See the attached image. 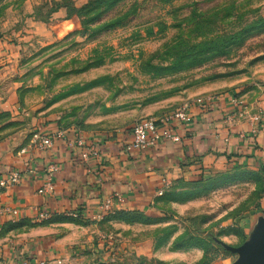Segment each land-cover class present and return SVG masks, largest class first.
<instances>
[{"label":"rangeland","instance_id":"rangeland-1","mask_svg":"<svg viewBox=\"0 0 264 264\" xmlns=\"http://www.w3.org/2000/svg\"><path fill=\"white\" fill-rule=\"evenodd\" d=\"M89 1L0 0V39L10 41L0 144L23 137L21 151L40 122L118 139L198 98L236 97L238 117L244 99L264 103V0H120L83 17L52 10ZM221 166L167 181L152 211L114 219L111 239L86 234L89 251L101 241L107 264H233L238 255L222 243L250 240L264 165ZM80 257L93 264L95 255Z\"/></svg>","mask_w":264,"mask_h":264},{"label":"crops","instance_id":"crops-1","mask_svg":"<svg viewBox=\"0 0 264 264\" xmlns=\"http://www.w3.org/2000/svg\"><path fill=\"white\" fill-rule=\"evenodd\" d=\"M33 24L37 26L39 22ZM8 42L9 39H0V65L8 58ZM244 108V117L231 120H226V114L232 109L226 97H220L209 112L194 108V123L179 124L175 129L180 141H163L145 151L127 150L132 140L131 129L118 139H109L110 136L94 131L63 128L55 121H39L36 129L43 134L63 131L72 139L74 131L79 130L90 141L98 143L100 157L88 165L81 159L82 149L71 148L63 139H57L47 152H34L30 168L37 171L26 173L20 185L0 194V256L11 264H22L25 260L85 264L80 257L85 252L95 255L93 264L97 260L106 262L100 253L104 244L100 241L89 251L93 245L84 239L87 235V238L111 239L118 224L111 219V214L152 211L159 190L169 180L194 179L203 171L223 168L222 164L225 168L264 165V103L244 99ZM22 138L0 144V174L27 169L25 162L29 156L20 155L15 145L16 139L20 143ZM27 138L25 144L31 141ZM48 161L61 167L54 194L49 197L40 192ZM111 196L114 198L112 211L103 212L106 219L96 222L94 216L100 205ZM14 209L19 212L17 215L10 213ZM42 212L48 213V217H40ZM70 212L78 213L81 218L69 216ZM21 222L23 226L9 228L10 224Z\"/></svg>","mask_w":264,"mask_h":264},{"label":"built area","instance_id":"built-area-1","mask_svg":"<svg viewBox=\"0 0 264 264\" xmlns=\"http://www.w3.org/2000/svg\"><path fill=\"white\" fill-rule=\"evenodd\" d=\"M217 101H219V99H215L213 97L198 98L193 102L185 103L182 108L170 115H165L159 118L141 119L131 128L132 140L127 144V150L145 151L156 147L158 143L163 141H180V135L175 131L177 125H191L195 121V116L192 114V109L198 107L206 113L215 106ZM229 101L230 107L232 109L226 114V120H231L242 115L241 112L237 110L240 104L237 98L232 97ZM57 139H63L71 148H81V159L88 165L92 159H98L100 157V148L98 143L90 141L88 138L82 135L79 130L74 131V136L72 139H69L68 134L63 131H56L53 134H43L36 132L33 136L31 145L22 148L20 151V155L29 156L25 162L27 169L24 171L13 170L11 172L0 174V194L7 189L20 185L26 173H33V171H37L36 169L33 170L30 168L32 162L34 161V152H47L54 146ZM60 170L61 167L58 163L54 161L47 162L43 170L45 172V180L43 190L40 191L42 195L49 197L50 195L52 196L54 194L55 180ZM162 194L163 189L159 190L158 196ZM113 201L114 198L111 196L100 205L98 213H96L94 216L95 221L102 220L105 212L112 211ZM10 213L17 215L19 212L17 209H14L11 210ZM69 216L76 218L78 217V213L70 212ZM40 217L47 218L48 213L42 212L40 213ZM58 262L61 263V260ZM0 264L11 263L6 258L0 256ZM22 264H44V261L32 263L25 260Z\"/></svg>","mask_w":264,"mask_h":264},{"label":"water","instance_id":"water-1","mask_svg":"<svg viewBox=\"0 0 264 264\" xmlns=\"http://www.w3.org/2000/svg\"><path fill=\"white\" fill-rule=\"evenodd\" d=\"M228 251L237 254L238 259L233 264H264V211L259 217L250 240L234 247L222 243Z\"/></svg>","mask_w":264,"mask_h":264},{"label":"trees","instance_id":"trees-1","mask_svg":"<svg viewBox=\"0 0 264 264\" xmlns=\"http://www.w3.org/2000/svg\"><path fill=\"white\" fill-rule=\"evenodd\" d=\"M119 1L120 0H90L87 4H85L81 8H77L75 6H70L66 3H59V4H56V6L53 7L52 10L56 12V11H58L59 8H67L68 9V11H67L68 17H70L71 15H73L75 13L83 17V16H85V14L88 11L96 10V9H109V8L115 6ZM257 11H259V10H257ZM37 14H38V12H37ZM45 22H47V21H45ZM258 24H264V18H262L258 22ZM235 38H238V35ZM157 200H158V198H157ZM141 214H144V212H141V211H120V212L114 213L113 215L111 214V217H112L111 219H115L117 217H125V216H129V217L130 216H137V215H141ZM78 218H81L80 215L78 217H76V219H78ZM23 224H24L23 222L16 223V224H10L9 228H12V229L19 228V227L23 226ZM242 233H243L242 235H244V231H242ZM101 264H107V263L103 262Z\"/></svg>","mask_w":264,"mask_h":264}]
</instances>
